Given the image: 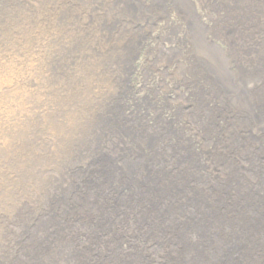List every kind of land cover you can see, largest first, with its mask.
I'll return each mask as SVG.
<instances>
[{
    "label": "bare ground",
    "instance_id": "6f19581e",
    "mask_svg": "<svg viewBox=\"0 0 264 264\" xmlns=\"http://www.w3.org/2000/svg\"><path fill=\"white\" fill-rule=\"evenodd\" d=\"M35 1L77 16L0 49L28 94L1 100L0 264H264V0H196L210 26L170 3L188 45L173 118L129 86L137 0Z\"/></svg>",
    "mask_w": 264,
    "mask_h": 264
},
{
    "label": "rangeland",
    "instance_id": "374dc122",
    "mask_svg": "<svg viewBox=\"0 0 264 264\" xmlns=\"http://www.w3.org/2000/svg\"><path fill=\"white\" fill-rule=\"evenodd\" d=\"M10 1L12 2V6L14 4L17 6L22 0H0V49L2 53L5 49L9 48L21 49V51L28 50V48L37 45V38L38 36L41 37V35L54 34L56 31L63 34L65 33V28H62V22L66 20V17L72 15L77 16L74 12H71L70 9L63 8L64 12H62L60 5H58L60 9H54L50 7V4H43V1L41 4L37 5L35 0H29L30 4L25 3L18 8L19 11H15V9L11 10L8 8ZM63 1V4H66V0ZM155 1L156 0H137V3L139 2L137 6L138 12L135 14V17L141 21L139 22L140 27L131 34V37L140 40V47L134 60L133 68L135 72L130 76L129 86L132 87L135 99L140 101L149 97L156 103L155 107L160 110L163 117L173 118L171 116V110L165 108V99L169 98V100H176L178 97L184 95L185 97H189V90L180 86V80L177 82L178 67L184 66L185 64L184 56L187 51L185 47L188 45L183 43L182 46L181 41L182 39L184 41V32L187 27L184 21L179 19L176 10L171 7V4L174 3L177 8L179 7L182 9L187 0H168L169 3L164 0L162 6L159 4L163 0H157L158 3L156 2V4ZM188 1L191 3L193 2V10L197 12L196 14L201 22L206 26H210L211 23L209 20L214 18L215 15L200 9L196 0ZM50 2H53V0H49V3ZM4 4L6 8H3ZM101 13H99V15H101ZM182 14L185 16L184 12H182ZM80 15H91V17L99 16L98 12H90V14L88 12ZM44 19L46 20L44 21ZM13 21L14 26L17 28L8 26ZM46 21H56L59 25L55 27L56 29L51 30ZM1 23H3V27ZM63 26L65 27L64 24ZM55 34H57V32ZM191 39L193 41L192 35ZM201 47L205 48V46ZM214 47L227 51V47L218 40L214 41ZM158 56H162L165 62L158 63ZM36 77L38 78L39 76L36 75ZM185 77L188 76L185 75ZM1 79L2 78H0V102L3 99H8V105L14 108H11L13 110H11V113L7 110V114H15L17 110L19 112V105H22L23 99L26 98L28 94H21L23 91L19 89V87L8 86V84L4 83ZM4 91H6L5 94H7H4L5 97L2 96V92ZM17 101L18 108L15 107L17 106ZM4 107V103L1 102L0 110H4L6 108ZM150 115L152 116L153 114ZM169 115L171 117H169Z\"/></svg>",
    "mask_w": 264,
    "mask_h": 264
}]
</instances>
